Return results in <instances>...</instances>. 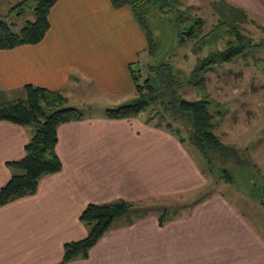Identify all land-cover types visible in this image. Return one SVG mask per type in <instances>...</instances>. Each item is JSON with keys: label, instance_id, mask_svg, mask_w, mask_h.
Listing matches in <instances>:
<instances>
[{"label": "crops", "instance_id": "obj_1", "mask_svg": "<svg viewBox=\"0 0 264 264\" xmlns=\"http://www.w3.org/2000/svg\"><path fill=\"white\" fill-rule=\"evenodd\" d=\"M21 1L0 0V19L16 31L24 25L12 8ZM223 1L264 19V0ZM49 20L40 42L0 49V96L24 97L32 84L60 91L71 106L100 111L61 124L62 169L43 176L35 193L0 206V264H264V220L242 190L233 189L232 198L200 195L208 177L186 142L146 123L145 115L106 116L136 93L132 63L148 45L131 8L58 0ZM35 130L0 120V189L14 173L9 162L26 156ZM162 198L191 201L163 225L167 207L131 223L119 217L87 258L63 262L65 244L89 233L81 220L88 205Z\"/></svg>", "mask_w": 264, "mask_h": 264}, {"label": "trees", "instance_id": "obj_2", "mask_svg": "<svg viewBox=\"0 0 264 264\" xmlns=\"http://www.w3.org/2000/svg\"><path fill=\"white\" fill-rule=\"evenodd\" d=\"M58 0H22L12 8V12L25 16L33 9L35 19L27 20L18 31L11 24L0 19V49H9L22 44H36L47 34L50 28L49 14ZM115 7L129 6L144 30L150 56L158 53L159 44L154 36L150 19L154 6L168 10L171 3L167 0H112ZM234 8V7H233ZM204 20L195 17L190 25L179 27V42L194 41L193 51L197 62L186 80L181 79L170 61L159 64H147L148 75L143 77V68H136L132 63V76L137 98L128 104L108 108V118H130L146 116V123L165 128L178 136L182 142L186 139L182 130L174 121H182L188 129V140L204 155L209 166L213 168L220 159L235 158L243 161L240 153L231 145L225 144L215 133L216 114L212 109L218 103L207 91L206 73L216 65L231 63L246 51L257 46L252 38L245 36L235 20L221 18L208 31ZM220 44L224 47L220 48ZM208 50L205 56L200 53ZM185 83L202 94L201 98L188 99L180 89ZM25 96L5 99L0 96V120L19 125H34L35 133L26 145V156L9 162L14 173L11 179L0 189V206L17 198L35 193L41 178L47 174L59 172L62 160L56 152L58 127L66 122L82 120L86 114L79 108L71 106L68 98L57 90L28 84ZM224 112H218L223 117ZM224 159V160H225ZM242 159V160H241ZM227 181L233 178L226 168L222 169ZM264 202V201H263ZM137 204L118 200L105 204H90L81 215V220L88 226V235L65 244L63 262L87 258L90 250L100 238L112 227L119 217H128L133 221V212ZM167 212L159 217L161 225L168 220Z\"/></svg>", "mask_w": 264, "mask_h": 264}, {"label": "rangeland", "instance_id": "obj_3", "mask_svg": "<svg viewBox=\"0 0 264 264\" xmlns=\"http://www.w3.org/2000/svg\"><path fill=\"white\" fill-rule=\"evenodd\" d=\"M167 1L171 3V7H166L168 9L166 11L159 6L153 7L150 23L159 48L154 56H150L147 50L140 54L135 67L143 68V77L148 75V63L159 64L170 61L181 79H187L197 62L198 55L193 51L194 41L189 40L184 44L179 42V27L185 28L186 25H190L195 17L204 20L203 28L206 31L221 18L235 20L241 32L257 44L233 62L216 65L206 73L207 91L218 103V106L216 104L212 109L216 114L215 133L225 144L236 147L243 161L223 158L216 161L212 168L200 150L187 139V126H184L182 121H174V125L182 130L186 144L202 162L207 174L208 186L200 195L220 191L232 198L230 192L233 189L242 190V193L246 194L248 203L257 209L261 219L264 220V202H262L264 197V19L230 7L223 0ZM34 17L31 9L25 16H21L16 24L25 25L27 20H33ZM18 28L13 30L16 31ZM219 47L223 48L224 45L220 44ZM207 52L208 50H205L200 56H205ZM180 92L188 99L202 97V94L187 83ZM136 98L135 93L125 97L120 103L128 104ZM75 105H80L79 109L85 114L100 111L99 108L91 109L89 105L82 103ZM220 111L224 112L223 117L218 116ZM223 168H226L232 176L231 181H227L224 177ZM183 201L186 200L162 198L142 201L134 209L133 218L152 211L160 213L165 207L167 208L160 214L167 212V215L171 216L180 212L181 203H190L191 198L189 202Z\"/></svg>", "mask_w": 264, "mask_h": 264}, {"label": "water", "instance_id": "obj_4", "mask_svg": "<svg viewBox=\"0 0 264 264\" xmlns=\"http://www.w3.org/2000/svg\"><path fill=\"white\" fill-rule=\"evenodd\" d=\"M263 195H264V193H263ZM263 201H264V197H263Z\"/></svg>", "mask_w": 264, "mask_h": 264}]
</instances>
